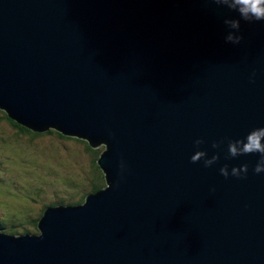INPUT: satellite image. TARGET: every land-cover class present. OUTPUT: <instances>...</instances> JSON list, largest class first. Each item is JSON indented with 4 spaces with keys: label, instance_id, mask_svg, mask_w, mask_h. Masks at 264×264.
Segmentation results:
<instances>
[{
    "label": "water",
    "instance_id": "water-1",
    "mask_svg": "<svg viewBox=\"0 0 264 264\" xmlns=\"http://www.w3.org/2000/svg\"><path fill=\"white\" fill-rule=\"evenodd\" d=\"M225 18L214 0H0V109L106 145L108 183L38 233L0 230V264H264V173L227 153L264 127V21L231 44Z\"/></svg>",
    "mask_w": 264,
    "mask_h": 264
},
{
    "label": "rangeland",
    "instance_id": "rangeland-1",
    "mask_svg": "<svg viewBox=\"0 0 264 264\" xmlns=\"http://www.w3.org/2000/svg\"><path fill=\"white\" fill-rule=\"evenodd\" d=\"M5 113L0 109V223L16 235L38 233L33 222L44 205L76 202L93 187L95 151L101 154L105 146L57 132L33 136Z\"/></svg>",
    "mask_w": 264,
    "mask_h": 264
},
{
    "label": "clouds",
    "instance_id": "clouds-1",
    "mask_svg": "<svg viewBox=\"0 0 264 264\" xmlns=\"http://www.w3.org/2000/svg\"><path fill=\"white\" fill-rule=\"evenodd\" d=\"M217 5H222L228 8L230 11H234L238 18H225L223 21L230 31L224 36L225 43L239 44L242 40V35L239 34L240 22H258L264 21V0H214ZM250 82H254L251 81ZM194 143L199 145L202 143L200 138H197ZM215 147L216 144L214 143ZM227 153L229 157H236L238 155L256 154L257 161L252 169L256 174L264 173V127H257L250 130L242 139L235 141H229L227 147ZM205 155L204 151H196L191 160L195 162L197 159ZM217 159L216 155H213L210 159L204 161L205 166L212 164ZM222 176L227 178L229 171L227 165L222 166L219 169ZM248 172V164H241L239 168L233 167L231 175L240 177L246 175Z\"/></svg>",
    "mask_w": 264,
    "mask_h": 264
},
{
    "label": "trees",
    "instance_id": "trees-1",
    "mask_svg": "<svg viewBox=\"0 0 264 264\" xmlns=\"http://www.w3.org/2000/svg\"><path fill=\"white\" fill-rule=\"evenodd\" d=\"M5 116L7 119H9L16 127H18L21 131L23 132H26V133H31L33 136H37L38 134H40V132H36L28 127H25L24 125H21L20 123L10 119L9 115L7 113H5ZM55 128H50L49 130L45 131L47 133H51V132H57V134H60L61 136H64V134L62 132H60L59 130L56 131L57 129ZM105 148H106V145H104ZM99 152L95 151V154L96 155H99L98 154ZM99 158V157H98ZM98 158H97V162L94 163V166H93V175H94V182H93V186L95 187L94 191L93 192H96L98 190H101L103 188H106L108 186V183L106 181V176H105V173L103 172L101 166L98 164ZM95 162V161H94ZM103 179L105 180V183L103 182ZM85 197L86 195H83L81 198H80V201H77V202H72V201H68L70 203H68L67 205H73V204H76V203H83L85 201ZM44 211H42L41 215L38 216L36 219H34V226H38V221L39 219L41 218L42 214H43ZM38 228V227H37ZM0 230L4 233H10V234H16L17 232L15 230H9L7 229L5 226H3L1 223H0ZM25 232H29V230H25L23 233Z\"/></svg>",
    "mask_w": 264,
    "mask_h": 264
},
{
    "label": "flooded vegetation",
    "instance_id": "flooded-vegetation-1",
    "mask_svg": "<svg viewBox=\"0 0 264 264\" xmlns=\"http://www.w3.org/2000/svg\"><path fill=\"white\" fill-rule=\"evenodd\" d=\"M94 189H95V187L93 186L91 189H88V190H84V192H83V194H82V196L83 195H87L88 193H91V192H93L94 191ZM81 196V197H82ZM77 201H80V199L79 200H77ZM53 203H55V204H68V203H70V202H66V201H59V202H53ZM43 211V210H42ZM42 213V212H41Z\"/></svg>",
    "mask_w": 264,
    "mask_h": 264
},
{
    "label": "bare ground",
    "instance_id": "bare-ground-1",
    "mask_svg": "<svg viewBox=\"0 0 264 264\" xmlns=\"http://www.w3.org/2000/svg\"><path fill=\"white\" fill-rule=\"evenodd\" d=\"M7 224V223H6Z\"/></svg>",
    "mask_w": 264,
    "mask_h": 264
}]
</instances>
